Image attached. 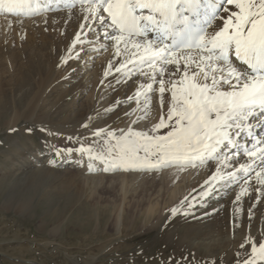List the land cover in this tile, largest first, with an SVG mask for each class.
I'll use <instances>...</instances> for the list:
<instances>
[{
  "label": "bare ground",
  "instance_id": "obj_1",
  "mask_svg": "<svg viewBox=\"0 0 264 264\" xmlns=\"http://www.w3.org/2000/svg\"><path fill=\"white\" fill-rule=\"evenodd\" d=\"M42 14L43 17L53 19L56 24V38L49 43L47 50L34 53L33 61L27 63L25 74L14 75L9 93L0 89V134L5 130V133H14L16 136V132L27 129L22 124L31 123L39 127V133L45 135L47 141L44 149L23 144L7 158L12 164L9 170L12 175L6 179L9 182L14 179L10 192L14 188V195H17L16 191L22 197L30 194V201L36 197L40 188L46 193L52 192V185L59 177L72 181L77 195H84L88 190L94 192L102 180L100 173L104 172V165L99 161H90L86 155L76 151L71 154L61 152L60 155L57 152L66 148L74 149L70 142L76 140L82 145H101L97 143L103 141L102 137L107 138L108 132L116 135L129 129L151 132L153 125L162 115H166L170 96L165 93V102L161 106L156 91L159 87L157 83L150 93L151 102L147 111L143 107V96L138 104L135 92L139 85L149 81L139 74L138 69L131 70V75L126 70L116 72L123 58L114 55L113 41L104 38L99 21L92 26L91 31L87 27L81 30L80 26L85 21L78 4L76 7H65L64 4L57 7L54 4L51 11ZM31 18L18 17L24 23L33 20ZM77 33L80 39L73 44ZM85 73L91 74V78L84 76ZM130 79L133 80L127 88ZM87 93V102L77 106V100ZM54 94L56 97H52ZM97 130L102 132L100 137L94 135ZM166 131L161 129L160 134ZM252 136L249 146L254 143L255 137L264 139V125L254 126ZM90 139L100 140L92 142ZM240 143L242 146L245 143L243 138ZM49 160L54 163L50 164ZM220 160L221 163L212 160L198 167L121 170L122 175H116L113 184L118 186L123 195L130 192L133 197L139 191L141 199L135 204L137 218L142 219L148 229L162 226L179 211L187 212L190 223L178 239L181 245L186 246L193 237L200 235L203 237L201 242L198 241L194 246H203L201 259L215 257L225 263L235 259L231 264H240L251 252L246 237L256 242L264 241V190L257 191L260 186L256 183L255 173L248 184L244 182V173H237L236 179L230 182L212 181L218 169L222 168L225 175L235 172L239 164L246 163L248 158L241 153L239 156L230 155L228 160L221 156ZM2 167L0 164V171ZM72 167L76 170H71ZM115 171L119 170H108L110 173ZM0 181L5 182V178ZM242 189L247 190L242 192ZM15 207L27 213L32 210L21 203ZM124 217L123 213L121 217L116 216L113 219L114 225L121 228ZM173 234L170 233V236ZM205 241L207 243L204 246ZM241 244L245 246L242 248ZM35 251L24 247L15 249L14 255L25 257L29 252L35 254ZM111 254L115 257L123 255L118 247ZM73 258L72 261L76 263L79 260L78 264H93L98 260L91 254L76 253ZM69 262L67 257L64 258L63 264Z\"/></svg>",
  "mask_w": 264,
  "mask_h": 264
},
{
  "label": "snow or ice",
  "instance_id": "obj_2",
  "mask_svg": "<svg viewBox=\"0 0 264 264\" xmlns=\"http://www.w3.org/2000/svg\"><path fill=\"white\" fill-rule=\"evenodd\" d=\"M54 4H78L81 30L91 31L99 21L114 55L123 58L116 72L138 69L149 81L135 92L146 111L154 84L161 106L170 94L166 115L151 132H108L101 150L81 145L57 155L76 151L99 161L104 171H151L221 163V156L243 153L246 163L226 175L218 169L212 181L230 182L244 173L248 184L255 173L257 191L264 190V139L255 137L249 146L252 128L264 125V0H0V13L32 17ZM79 39L77 33L73 44ZM245 239L251 252L240 264H264V241Z\"/></svg>",
  "mask_w": 264,
  "mask_h": 264
},
{
  "label": "rangeland",
  "instance_id": "obj_3",
  "mask_svg": "<svg viewBox=\"0 0 264 264\" xmlns=\"http://www.w3.org/2000/svg\"><path fill=\"white\" fill-rule=\"evenodd\" d=\"M45 17L43 14L35 15L31 18L33 20L24 23L18 17L0 13V89L4 93L10 92L14 75L26 73L27 63L33 59L34 53L47 50L49 43L56 38V24L50 17ZM84 76L91 78L89 73ZM132 80L128 81L127 88ZM87 98L88 93L77 100V106H83ZM22 126L27 129L16 132V136L14 133H5V130L0 134V164L3 166L0 180L5 178V182L0 181V264H63L66 257L70 264H78L79 260L77 263L72 261L76 253L93 255L98 259L93 264H231L235 260L225 263L215 257L201 259L203 246H194L198 241L201 242L203 237L200 235L193 237L186 246L181 245L178 239L190 223L187 212L179 211L162 226L148 229L147 224L137 218L135 204L141 199L139 191L133 197L130 192L123 195L118 186L113 184L115 176L122 175L121 169L115 173H100L102 180L95 191L88 190L84 195H77L72 181L68 182L63 177H59L52 185V192L46 193L40 188L32 201L30 194L22 197L16 191L17 195H14V188L10 192L14 179L11 182L6 179L12 175L9 173L12 164L9 163L8 156L11 153L13 155L23 144L44 149V144L47 143L45 135L39 133V127L31 123H24ZM102 138L103 141L97 143L101 145L90 143L83 146L101 150L107 139ZM89 141L97 142L96 139ZM78 143L80 142L76 140L70 142V145L77 149L82 145ZM70 169L76 170L73 167ZM111 176L114 177L110 178ZM20 203L27 205L29 210L32 208L30 213L16 209L15 206ZM122 213L125 216L124 223L121 228L116 227L113 219L118 215L121 217ZM170 233H174L173 236ZM206 243L207 241L204 246ZM27 246L36 250L35 254L33 251L25 257L14 255L15 249L28 248ZM113 247L120 249L122 257L111 254ZM87 259L91 260V257Z\"/></svg>",
  "mask_w": 264,
  "mask_h": 264
}]
</instances>
